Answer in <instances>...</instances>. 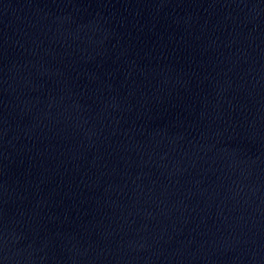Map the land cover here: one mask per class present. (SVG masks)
Listing matches in <instances>:
<instances>
[{"label": "water", "instance_id": "1", "mask_svg": "<svg viewBox=\"0 0 264 264\" xmlns=\"http://www.w3.org/2000/svg\"><path fill=\"white\" fill-rule=\"evenodd\" d=\"M0 264H264V0H0Z\"/></svg>", "mask_w": 264, "mask_h": 264}]
</instances>
